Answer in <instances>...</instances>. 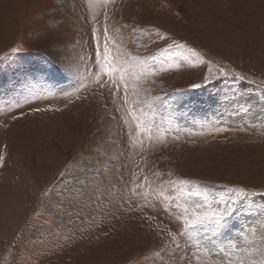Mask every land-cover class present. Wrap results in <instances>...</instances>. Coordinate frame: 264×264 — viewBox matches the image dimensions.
<instances>
[{
  "label": "rangeland",
  "instance_id": "1",
  "mask_svg": "<svg viewBox=\"0 0 264 264\" xmlns=\"http://www.w3.org/2000/svg\"><path fill=\"white\" fill-rule=\"evenodd\" d=\"M0 264H264V0H0Z\"/></svg>",
  "mask_w": 264,
  "mask_h": 264
},
{
  "label": "snow or ice",
  "instance_id": "2",
  "mask_svg": "<svg viewBox=\"0 0 264 264\" xmlns=\"http://www.w3.org/2000/svg\"><path fill=\"white\" fill-rule=\"evenodd\" d=\"M104 37H105V43L103 47L101 48V44L99 39L96 36V29H93L92 31V39L95 40V59H94V66L98 67L100 69V72L97 76V80H99L104 76L108 75L114 82V86L117 87V90H119V86L121 83L124 84L125 88V95H127V84L124 83V77L123 73L120 75V79H116V73L120 71L117 67L114 66V58L112 57L111 50L109 48V45L107 43L108 41V35H107V29L105 28L104 31ZM15 51V49H13ZM205 83H207V78H205ZM82 86V85H81ZM192 87L198 88L200 87L199 84H194ZM79 89H77L78 91ZM78 98V97H77ZM127 103V101H125ZM38 110V109H37ZM133 111H135V108H133ZM133 120L138 121L137 123V130L142 134V131L140 129V124L144 123L143 120H141L140 116L133 115ZM152 129V124L149 123L147 125V130L150 132ZM152 137L149 136V140L151 141ZM230 195L226 198H223L218 202V207L220 208L219 211L213 210L210 214L204 213L202 215H194L192 218L187 219L185 223V227H190L193 224H203L206 220L212 221V227L211 232L212 236H206L205 239L211 242L212 239L215 237H223L225 236L232 228H234L236 225L233 222V217L236 215V213L239 210V207L245 202L246 198L252 195H256V193L247 191L243 187H233L229 189ZM196 195H200V193H196ZM166 199L168 197H165ZM205 201H207V197L205 196ZM222 205V207H220ZM197 209L200 207L199 205H196ZM151 219V218H148Z\"/></svg>",
  "mask_w": 264,
  "mask_h": 264
},
{
  "label": "bare ground",
  "instance_id": "3",
  "mask_svg": "<svg viewBox=\"0 0 264 264\" xmlns=\"http://www.w3.org/2000/svg\"><path fill=\"white\" fill-rule=\"evenodd\" d=\"M262 113H263V110H262ZM12 176V175H11ZM19 176V175H18ZM22 178V177H21ZM10 179V178H9ZM13 179V178H12ZM20 180H22V179H20Z\"/></svg>",
  "mask_w": 264,
  "mask_h": 264
}]
</instances>
